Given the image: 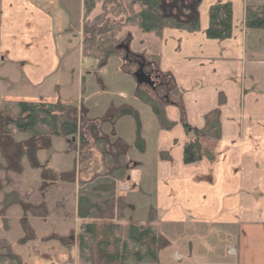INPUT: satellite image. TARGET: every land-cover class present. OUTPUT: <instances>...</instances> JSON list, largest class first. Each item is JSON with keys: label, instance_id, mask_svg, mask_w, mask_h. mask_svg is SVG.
<instances>
[{"label": "crops", "instance_id": "crops-1", "mask_svg": "<svg viewBox=\"0 0 264 264\" xmlns=\"http://www.w3.org/2000/svg\"><path fill=\"white\" fill-rule=\"evenodd\" d=\"M246 7H241V17H236L233 7L232 36L227 40L206 37L209 18L205 16L202 21L200 7V30L195 33L167 29L158 37L144 34L137 28L125 30L132 34L130 50L133 53L158 56L159 69L174 75L182 93L187 123L199 130L220 125L219 141L210 139L202 142L205 157L201 162L184 164V146L189 137L179 123V109L169 104L167 96L158 89L140 86L136 82L138 86L134 95L153 106L154 110L155 105L162 107L166 121L176 124L170 131L161 130L160 119L156 115L155 157L151 159L147 158L149 137L143 132L138 116L136 127L125 105L114 107L124 112L111 120L107 130L98 118L89 115H84L89 123L83 126V102L78 106L80 127L88 130L87 127L95 126L101 137L116 138L123 146L127 179L119 185V189H123L119 192L125 199L126 216L131 198L124 193L130 188L135 191L139 188L140 193L146 191L154 198V205H150L148 211H155L160 225L179 227L171 229L170 234L163 232L167 236H176V249L169 255L171 264H264V30L246 27ZM33 41L35 46L25 48L24 44L34 45ZM135 41L138 46L133 49ZM52 44L50 15L41 12L29 0H0V69L8 63H19L25 70L23 78L27 79L31 89L49 84V79L60 67ZM123 65L127 71L121 74L130 86H135L130 76L134 78L137 70L134 72L135 68L126 61ZM82 81L86 83L85 79ZM61 97L64 100H45L40 96L38 101L64 104L70 100L63 95ZM220 97L225 101L222 105L219 104ZM6 102L1 101L0 109ZM215 111L219 114L212 115ZM125 118H131V121L125 123L130 120ZM126 127L142 146L135 150L134 157L131 143L123 134ZM19 137L16 135L17 140ZM90 138L85 147L79 136L76 140L54 138L47 151L34 155L32 167L23 160L21 172L0 171V213L10 211L11 231L16 229L19 235H23L18 244L24 251L39 254L37 246H45L41 250L48 253L58 250L55 244L66 246L56 237L64 241L68 239L64 234L68 220L76 224L78 237L81 225L78 216L79 183L90 181L106 171L102 154L94 139ZM72 145L78 147L82 154L80 163L74 160V164H70ZM131 164L134 165L132 170L129 169ZM69 167L76 169L75 184L45 179V172L60 173ZM151 169H155V183L149 187L146 173ZM132 180L134 185L131 186L128 182ZM20 204L26 206V213L21 212ZM189 225L194 226V232L187 228ZM208 225L212 227H206ZM39 226L53 230L40 233L37 231ZM0 229L5 230L1 220ZM26 232L32 234L30 238L25 236ZM193 235L199 238L196 246L191 241ZM217 236L222 237L224 243L228 242L227 252L215 253L210 238ZM50 237L54 239L47 240Z\"/></svg>", "mask_w": 264, "mask_h": 264}, {"label": "trees", "instance_id": "trees-1", "mask_svg": "<svg viewBox=\"0 0 264 264\" xmlns=\"http://www.w3.org/2000/svg\"><path fill=\"white\" fill-rule=\"evenodd\" d=\"M201 1L84 0L83 7V57L95 61L99 68L105 67L112 58H122L132 64L134 72L143 64L147 74L155 75V89L167 96L169 104L179 109V123L189 137L183 152L185 165L204 160L202 142L210 139L219 141L220 125L207 126L202 130L191 127L186 120L182 93L174 75L159 69L158 56L133 53L130 50L132 34L125 30L137 28L144 34L158 37L167 29L198 32ZM232 21V3L212 5L206 37L210 40L230 39ZM245 24L248 29L264 30V5H247ZM121 46H127L128 50ZM219 102L220 105L225 103L223 97ZM77 110L75 106L60 102L5 103L0 111V171L21 172L23 160H27L32 167L34 155L48 150L54 138L76 140L79 136L85 147L91 137L102 154L106 171L90 181L79 183L78 216L81 225L77 239L78 264H159L160 252L167 242L160 232L155 211L151 210L147 221H134L126 216L125 199L119 192V185L127 179L123 146L116 138L101 137L95 126L87 127L88 130L80 127ZM155 113L160 119L161 130L170 131L175 127L176 124L166 121L162 107L155 105ZM218 114L219 111H215L212 115ZM83 118V126H86L89 122L85 116ZM16 135L24 136V139L17 140ZM137 146L142 148L140 141ZM45 179L75 184L77 172L75 168L54 174L45 172ZM105 219L108 223L102 224ZM56 240L64 244V239L57 237ZM0 264L27 263L4 243L0 245Z\"/></svg>", "mask_w": 264, "mask_h": 264}, {"label": "rangeland", "instance_id": "rangeland-1", "mask_svg": "<svg viewBox=\"0 0 264 264\" xmlns=\"http://www.w3.org/2000/svg\"><path fill=\"white\" fill-rule=\"evenodd\" d=\"M29 1L37 6L41 12L46 13L51 17L54 41V44L52 45L56 52V56L60 61V67L56 75L49 79V84L39 86L36 89H31L27 83V79L23 78V66L16 62V64L8 63L7 66L0 69V103L2 100L11 104L23 101L39 102L38 98H40V96L45 98V100H57V98H62L61 95H63L66 100L70 99L64 103L65 105L75 106L78 109V106H80L83 102L84 110H82V116L89 115L90 117L98 118L106 130L108 129L111 120L117 118L124 112V110L119 111L114 109V107L116 108V106L125 105L129 110L128 112L131 118L134 119L132 121H135L136 127L138 126V116L143 132L149 137L147 158H154L155 132L158 125L157 116L153 106H149L144 100L134 97L136 92L135 90L138 85L132 75L130 76V80L134 81L135 86L134 84L133 86H130L129 82H127L128 80L123 75L125 71H127L123 65L124 61L119 58H112L108 61L105 67L99 68L93 61L85 60L82 57L80 41L82 28L81 24L83 23L84 18V0ZM224 1L232 3L236 17L239 15L241 17V14H239L241 7L243 8L246 5H264V0ZM218 3L225 2L222 0L201 1L199 7L202 21H204L205 16L209 18V14H207L209 7ZM98 7H100V5ZM26 28L30 29L28 27ZM34 43L35 41H33L32 44ZM24 46L29 49L30 47L35 46V44H24ZM137 46L138 43L135 41V43L132 44V48L135 49ZM119 70L121 72H119ZM83 79L86 81L85 84L82 81ZM79 86L81 87L80 95H78ZM65 94H67V96ZM62 100H64V98H62ZM76 116H81L79 109L77 110ZM131 118H125L130 119L126 120L125 123H129ZM123 134L126 140L131 143L130 150L133 151L132 153L134 157L136 155L135 150H139L136 139L133 137V134H129L127 127L123 130ZM19 136V140L24 138V136ZM69 154H71L70 159H72L70 164H74L75 161H77V163L79 161L80 163L82 154L79 152L78 147L72 145ZM130 160H132L131 157ZM132 168H134L133 164L129 166L130 170H132ZM69 170H71L70 167ZM146 174L148 175V181L150 183L149 187H151L155 183V169H151L149 173ZM128 184L131 186L134 185V180H132V182H128ZM124 195H129L131 198V206L127 211V218L134 221H147L151 215L148 208L150 205H154V198H152L151 195H147L146 191L140 193L139 188L137 191L130 188L124 193ZM24 206V204H20L21 212L28 211L26 206ZM11 212L14 213L13 211ZM9 214L10 211L8 210H3L2 215L0 214V220L3 222L5 229H0V245L2 242L9 244L12 247L13 252L20 256L27 264H78V246L76 241L78 238L76 233L77 227L73 221L68 220L67 225H65L66 232L64 234L67 236L66 238H68L64 241V245L66 246L55 244L57 245L55 247H58V250H56V252L48 251V253L41 250V248L45 246H42L41 248L37 246L36 250H39V254H35L33 252L24 251L20 244H18L19 239L23 235H19L16 229L11 231V224L9 223L8 218ZM2 217H4V219H2ZM21 218L23 219L24 216H21ZM107 223L108 220L105 219L102 224ZM157 224L161 233L168 232L170 234L171 229L174 230L179 228L174 224H168L169 226L164 224L160 225L159 222ZM206 227L212 226L208 225ZM20 228L23 230V226H21V224ZM187 228L193 232L195 230L194 226L189 225ZM46 230L50 231L53 230V228L40 227L39 230L37 229L40 233ZM29 231H31V229H29ZM26 233L27 234H25V236L30 238L32 234L28 232ZM163 235L167 243L165 248L160 252L161 260L159 259V264H171L169 255L172 250L176 249V236H167V233H163ZM191 241L196 246L199 242V238L193 235ZM210 243H214L212 245L215 247V253L222 254L224 251L227 252L228 242L226 241V243H224V239L222 237L217 236L213 239L210 238Z\"/></svg>", "mask_w": 264, "mask_h": 264}, {"label": "water", "instance_id": "water-1", "mask_svg": "<svg viewBox=\"0 0 264 264\" xmlns=\"http://www.w3.org/2000/svg\"><path fill=\"white\" fill-rule=\"evenodd\" d=\"M121 48H124L126 51L128 50L127 46H121ZM134 78H135L138 85L147 86V87L155 90V81L152 79L151 75H149L145 72L143 64H141L139 66V69L134 74Z\"/></svg>", "mask_w": 264, "mask_h": 264}, {"label": "flooded vegetation", "instance_id": "flooded-vegetation-1", "mask_svg": "<svg viewBox=\"0 0 264 264\" xmlns=\"http://www.w3.org/2000/svg\"><path fill=\"white\" fill-rule=\"evenodd\" d=\"M150 75H152L153 79L155 78V75L153 73H150Z\"/></svg>", "mask_w": 264, "mask_h": 264}]
</instances>
